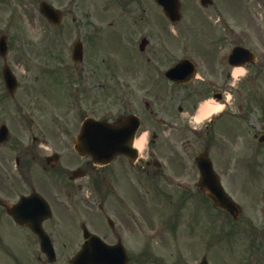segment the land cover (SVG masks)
Masks as SVG:
<instances>
[{
	"label": "flooded vegetation",
	"instance_id": "obj_1",
	"mask_svg": "<svg viewBox=\"0 0 264 264\" xmlns=\"http://www.w3.org/2000/svg\"><path fill=\"white\" fill-rule=\"evenodd\" d=\"M75 1L69 0V4H65L64 0L50 2L61 12L58 25L40 15L45 24L44 30L38 32V39L44 45L50 44L44 56L28 51L12 64L10 35L0 32V37H7L9 46L7 56L0 55V112L7 110L6 104L12 100L19 98L25 102L28 95L38 98L41 92H54L56 95L66 93L73 100V109L78 103L76 112L72 115L63 114L62 118L58 116L61 119L57 123H54L56 119L53 118V123L49 121L50 126L42 127L37 135L32 127L31 134L23 132L15 141L13 136L7 143L0 144V198L13 206L25 199L16 210L17 216L11 215L6 207L0 205V247L5 254V264H69L75 254L70 258L67 256L69 252H64L61 246L80 249L84 244L85 227L90 230L103 229L100 230L101 237L110 245L131 247L135 244L140 224L139 179L151 178L153 181H149L153 189V182L160 178L158 181H164L165 190L152 193L159 197L166 194L171 199L175 197L174 194L181 195V204L188 198V193L201 197L202 193L197 188L190 189L186 184L199 180L196 160L202 151L195 152L193 156L187 150L188 147L196 141V136L201 138L203 131L209 133L227 124V115L233 119H247L248 112L244 110L238 113L224 112L209 124L205 123V130L200 128L198 132L193 124L204 101L214 99L226 102L227 98L239 96L250 102L252 90L258 95V89L252 86L250 90L248 85L263 74L264 48L261 43L252 42L257 35L251 31L250 22L242 26L241 21L225 8L222 1L208 0L211 5L207 6L208 3L203 0H182V22L186 24L184 30L176 31L170 30L167 19L163 21L164 16L160 14L162 9L155 0H88L87 5L80 4V7L76 2L81 0ZM228 1L233 11L236 5L247 6L251 16L262 19L264 0ZM92 3L95 9H92ZM144 6H148V9ZM97 9H101L103 15H94ZM209 9L214 10L212 17L218 28V31L212 32L214 37L211 41V32L189 31L187 24V21L195 22L199 12ZM107 19L110 20L109 28L118 24V34H126L130 38L132 68H126L129 71L125 70V75L129 72L132 74L127 75L129 77L126 79L124 76L119 78L113 68L110 72L107 69L98 70L96 62L92 61V40L105 32L102 29L104 26L107 29ZM157 21L165 30L156 25ZM176 38L193 42L186 41L185 47H176L173 45L179 42L174 41ZM194 39H199V42ZM135 40L140 46H134ZM77 44L82 48L80 61L75 56ZM236 47L260 53L256 64L244 66L246 79H239V84L234 79L236 67L229 62L230 54ZM27 56L40 62H29ZM185 59L196 62L195 78L191 83L181 84L172 80L167 72ZM103 63L108 66L105 58ZM6 66L19 80L14 95L4 79ZM34 72H38L36 77ZM103 78V84L97 83ZM122 82L130 86L129 91H123ZM108 83H121V89L111 102L116 105V118L110 122L118 123L129 116L139 118L140 127L135 141L146 134L147 143L141 157L135 161L120 156L112 165L99 169L91 159L77 155L74 148L83 118L105 119L107 116L103 117L108 109L105 99L106 95H110L109 90H105ZM46 87H50V92ZM192 88L194 90L191 92ZM246 91L249 94L243 95ZM50 97L53 98L48 95ZM259 97L264 102L261 93ZM11 141L16 148L2 151ZM209 144L206 148L211 147ZM55 154L59 156L57 160ZM76 168L85 172L77 184L80 190H76L74 185L76 179H73V172ZM176 181L186 183V186H176ZM83 184H87L85 187L90 186L91 191L83 190ZM97 187L102 190H96ZM129 228L134 232L132 236L129 235L130 241L126 235ZM35 230L44 232L47 241L56 248L54 262H50L48 254L42 250V239ZM109 233L114 239L107 235ZM128 257L130 264H135L138 258L136 253L129 252Z\"/></svg>",
	"mask_w": 264,
	"mask_h": 264
},
{
	"label": "rangeland",
	"instance_id": "obj_2",
	"mask_svg": "<svg viewBox=\"0 0 264 264\" xmlns=\"http://www.w3.org/2000/svg\"><path fill=\"white\" fill-rule=\"evenodd\" d=\"M220 1H222V4H224L229 12H232L241 21L242 26H244V23L250 22L251 31L257 35L252 42H259L262 44V48H264V32H262L264 30V10L261 11L262 19L260 20L257 16H251L249 14V7L247 6L236 5V10L233 11V6L228 0ZM64 3L69 4V0H64ZM76 3L80 7V4L82 6L84 4L87 5L88 0H81ZM38 4L39 0H9L7 2L0 0V32L3 31L10 35L12 64L16 60H19L21 54L28 51L37 56V53H42V56H44V52H48L50 44L47 45L45 43L44 45L38 39V32L44 30L45 24L40 18ZM91 7L95 9L93 3ZM213 13L214 10L212 9L199 12V15L196 14L198 19L192 24L193 28L198 27L196 31L211 32L209 35L210 41L214 37L212 32L218 31L215 19L212 17ZM94 15H103V12L101 9H97ZM156 23L157 26L164 27L158 21ZM184 23L182 22L177 29L184 30ZM105 24L107 29H104L105 26L102 29L105 32H102L97 38L92 40V61L96 62L95 66L98 70L106 71L107 69L110 72V69L113 68L119 78L122 79V76H124V79H126L129 77L127 75L132 74L129 72L125 75V70L132 68L128 59L132 46L129 44L130 39L126 34H118V24L109 28L110 20L108 19ZM161 29L165 30V27ZM188 30L191 31L192 28L190 27ZM220 30L222 29L220 28ZM175 40L177 42L179 41L177 38ZM194 40L199 42V39ZM171 41H173V37H171ZM186 41L193 42V40H180L178 43L174 42L173 45L182 48L185 47L184 43ZM134 42V46L138 47L136 40ZM27 58L29 62H40L39 59H30L29 56ZM104 58L107 60L108 66L103 63ZM262 72V76L256 77L255 81L248 85L249 89L252 86L254 89L257 88L258 95L254 94L252 90L250 92L251 95H249L250 102L247 101L248 99L243 100L238 98V96L230 101V110L227 107L225 111L231 112L232 109L238 113L244 110L248 112L246 114V121L243 119L240 120L239 118L233 119V117L227 115L225 117L227 124L217 130L213 129L209 133L203 131V134H200L201 138L196 136V141L187 149L194 156L195 152L203 151L207 143H210L211 156L215 161L218 171L223 176V183L228 192L240 204L243 209V216L238 221H234L224 213L215 210L209 211L210 204L204 202L202 206L205 208L199 209L203 212L202 216L205 220L201 228L193 226V223L187 221L186 217L183 216L181 220L184 223L182 225H176L177 230L175 234L173 228H171L172 225L167 224L166 227L162 225L161 215L168 213V208L173 210L183 208V210L195 214V208L199 207L196 204L195 196H190L181 204V195L174 194L175 197L170 198L173 200L172 206H170L164 203L167 199V202H169V197L166 194L162 195V198H164L163 201L162 198L152 193L157 190L164 191L165 187L162 183L164 181L159 182L158 179L160 178L155 179L152 189L151 182L153 180L150 178V182L148 177L146 179L141 177L139 179L141 183L137 185L139 189L137 190L140 192V198H138L140 224L136 232L137 238L135 244H132L131 249L128 247L130 254L136 253L140 258L136 264H198L203 257H207L210 264H264V216L262 214L264 194V144L259 141L260 135L264 134L262 132L264 131V102L259 97L260 93L264 97V70ZM37 73L34 72L35 77ZM104 81L103 78L102 81H97V83L103 84ZM235 83L239 84V81H235ZM120 84L108 83L105 90H109L110 95H106V101L111 102L114 100V97L117 96L118 91L121 89ZM122 85L123 91L130 90V86L125 82H122ZM46 88L48 90L50 89V87ZM193 88L191 92L194 90ZM241 88L243 89L242 86H240ZM247 93L246 91L243 95ZM48 95L50 96V93L46 94V92H41V94L37 95L38 98L28 95L25 102L19 98L15 101L12 100V102L6 104L9 106L8 111L10 112L4 113L5 116L0 117V122L6 121L11 127V132L14 135L16 132V136L20 135V133L22 134V130L26 132V135L31 134L32 127L35 129V135H37L42 127L50 126L49 121L53 123V118L56 119L54 123H57L58 121L60 122L63 114L72 115L76 112L78 103H76V107L73 109L72 98H64V92H61L62 97L60 94L55 97L56 93L54 92L53 95L55 98H48ZM113 105L115 104L109 103V109H114L115 107ZM244 105L245 107H243ZM189 108L187 110H190ZM193 125L198 130L200 128L205 130L204 125L201 126L199 123ZM24 138H26L25 135ZM192 138L193 141V135ZM12 144L13 142L10 144L11 148ZM143 155H146V153ZM11 160H13L12 157ZM97 190L101 191L102 189L98 187ZM167 191H170V189L167 188ZM171 191L175 192L173 189ZM196 198L199 199L200 196L197 195ZM176 205L177 207H175ZM152 206L155 207L152 208ZM202 206L200 205V207ZM157 214L158 216H155L156 218L152 222L153 215ZM177 214L179 215L178 212ZM211 214L214 215L213 218ZM166 219L170 222L172 221V217L169 215ZM193 219L197 220L198 216L195 214V218ZM177 222L178 218L171 223L175 225ZM191 226L192 229H196V232L191 229ZM98 229L99 231L97 233L100 234V230L103 229ZM156 231H160V234H156ZM133 233L130 228L127 229L126 235L128 241H130L129 235L132 236ZM107 235L111 239H114L112 234L109 233ZM151 255L158 258V260H150L149 257Z\"/></svg>",
	"mask_w": 264,
	"mask_h": 264
},
{
	"label": "water",
	"instance_id": "obj_3",
	"mask_svg": "<svg viewBox=\"0 0 264 264\" xmlns=\"http://www.w3.org/2000/svg\"><path fill=\"white\" fill-rule=\"evenodd\" d=\"M44 8H45L44 11L45 14L52 19L53 17L52 10L47 6H44ZM0 44L1 45L3 44L2 40ZM4 47L5 46H3V48ZM5 72H6V79L9 81V79H11L12 77L11 72L9 71V69H6ZM107 128L108 126L104 123L87 121L84 124L82 134L80 136V140H79L80 145H85V143L89 142V140H91L92 142L95 141L94 139L95 135H100L101 143L104 142L105 139H103L102 133L104 132V134L106 135L112 133L111 131H108ZM89 147H91V145ZM120 149L121 148L116 144V142H113V144L109 145L107 149L92 148L90 149V152L95 156V159L100 160L105 157V154L108 155V157L115 156L117 153H119V151H121ZM198 163L202 170L203 184H204L203 189L214 200L217 206L228 210L236 217L239 214L238 207L224 191L222 185L219 182L217 175L213 171L211 161L207 158L206 155H202L199 158ZM93 240L94 239H90L88 241L85 248L79 254L77 259L73 262V264H104L102 257L100 256L98 257V254L100 253L103 245L102 243H100V240L98 238L97 241H93ZM108 263H110V261H108Z\"/></svg>",
	"mask_w": 264,
	"mask_h": 264
},
{
	"label": "bare ground",
	"instance_id": "obj_4",
	"mask_svg": "<svg viewBox=\"0 0 264 264\" xmlns=\"http://www.w3.org/2000/svg\"><path fill=\"white\" fill-rule=\"evenodd\" d=\"M241 73H243L242 69H236L234 74L235 76L240 75ZM221 106L220 105H211L210 103H203V105L201 106L200 112H199V117L198 119L202 118V117H206L208 115H211L212 113L218 112L220 110ZM143 140H141L138 144L137 147L141 148L143 147Z\"/></svg>",
	"mask_w": 264,
	"mask_h": 264
}]
</instances>
